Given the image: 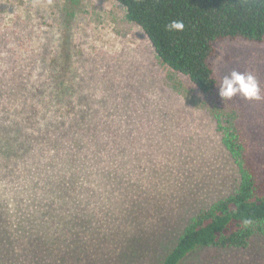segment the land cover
<instances>
[{"label":"rangeland","instance_id":"rangeland-1","mask_svg":"<svg viewBox=\"0 0 264 264\" xmlns=\"http://www.w3.org/2000/svg\"><path fill=\"white\" fill-rule=\"evenodd\" d=\"M0 30L21 58L50 47L63 61L69 56L75 100L82 96L76 107L90 105L98 125L122 133V213L109 214L107 203L86 225L82 216L75 235L72 228L57 235L74 237L70 249L55 250L54 264H160L188 220L239 181L222 142L226 131L237 133L243 165L264 189V40L216 43L217 85L231 70L249 71L260 89L259 99H223L217 85L204 93L163 63L116 0H0ZM1 75L0 146L7 148L14 104L7 63ZM7 185L0 180L8 194ZM180 264H264V237L244 248H200Z\"/></svg>","mask_w":264,"mask_h":264},{"label":"trees","instance_id":"trees-1","mask_svg":"<svg viewBox=\"0 0 264 264\" xmlns=\"http://www.w3.org/2000/svg\"><path fill=\"white\" fill-rule=\"evenodd\" d=\"M116 1L126 19L143 30L155 55L204 93L217 85L211 62L216 43L264 40V0ZM173 20H182L184 30L168 31ZM25 30L19 29L20 43ZM46 49L25 59L17 55V45L0 40V84L7 63L14 102L9 142L0 146L7 149L0 180L8 178L9 192L0 188V264H54L53 253L70 249L67 241L74 237L57 235L69 228L75 235L82 216L86 225L107 203L109 214L122 213V133L98 125L90 105L76 107L82 96L75 100L70 57L63 61ZM222 142L238 164L239 181L188 220L160 264H180L200 248H244L254 235L264 237V189L243 165L237 133L226 131ZM245 220L251 221L246 227Z\"/></svg>","mask_w":264,"mask_h":264},{"label":"clouds","instance_id":"clouds-1","mask_svg":"<svg viewBox=\"0 0 264 264\" xmlns=\"http://www.w3.org/2000/svg\"><path fill=\"white\" fill-rule=\"evenodd\" d=\"M185 28L182 20H173L167 26L168 31L181 32ZM218 86L219 96L223 99H231L240 96L244 99H259L260 89L256 77L249 71L231 70L220 78ZM250 220L243 221L246 227Z\"/></svg>","mask_w":264,"mask_h":264}]
</instances>
